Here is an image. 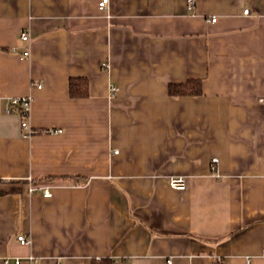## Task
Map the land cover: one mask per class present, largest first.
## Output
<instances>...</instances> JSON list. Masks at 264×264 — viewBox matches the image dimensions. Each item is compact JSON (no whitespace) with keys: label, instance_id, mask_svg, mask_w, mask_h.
Listing matches in <instances>:
<instances>
[{"label":"crops","instance_id":"0c3cea01","mask_svg":"<svg viewBox=\"0 0 264 264\" xmlns=\"http://www.w3.org/2000/svg\"><path fill=\"white\" fill-rule=\"evenodd\" d=\"M100 1L0 0V264H264V0Z\"/></svg>","mask_w":264,"mask_h":264},{"label":"built area","instance_id":"2783aa9c","mask_svg":"<svg viewBox=\"0 0 264 264\" xmlns=\"http://www.w3.org/2000/svg\"><path fill=\"white\" fill-rule=\"evenodd\" d=\"M109 0H101L99 3V6L101 9H106L107 8V4H108ZM196 5V0H188V6L190 9H194ZM246 13H249L250 10L246 9L245 10ZM213 21L217 20V17H213L212 19ZM21 38L23 40H29L30 39V34L29 32L23 30L21 32ZM41 86V85H39ZM112 90L114 92H116L118 90V87L116 85H113ZM31 104H32V98L31 96H19V97H14L10 100L9 103V107H8V111H13L14 109H17L20 111L22 117H23V128L25 130H28L29 133H33V129L30 128V124H29V116H30V112H31ZM218 161L219 159L217 157H214L212 160V169L213 170H217V165H218ZM170 183L171 185L179 190H184L187 188L188 185V181H187V177L185 175L179 174V175H174L170 178ZM53 192L51 190V188L46 187L44 189V195L49 197L52 196ZM19 240L21 243L23 244H29L31 243V238L21 234L19 235ZM22 259L20 257H17L15 259V264H21ZM4 264H12L11 258L7 257L4 260ZM169 264H172V261H169Z\"/></svg>","mask_w":264,"mask_h":264},{"label":"trees","instance_id":"16d2710c","mask_svg":"<svg viewBox=\"0 0 264 264\" xmlns=\"http://www.w3.org/2000/svg\"><path fill=\"white\" fill-rule=\"evenodd\" d=\"M89 80L87 77L73 76L70 79V93L74 97H84L89 95ZM169 92L172 95L201 94L203 92L202 79L191 78L184 82L170 84ZM114 259L104 257L94 259L92 264H113Z\"/></svg>","mask_w":264,"mask_h":264}]
</instances>
